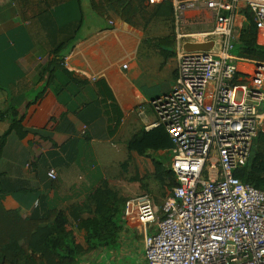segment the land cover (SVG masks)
Wrapping results in <instances>:
<instances>
[{"label":"crops","instance_id":"1","mask_svg":"<svg viewBox=\"0 0 264 264\" xmlns=\"http://www.w3.org/2000/svg\"><path fill=\"white\" fill-rule=\"evenodd\" d=\"M50 3L0 0V175L10 187L7 205L24 217L49 209L70 216L105 181L130 198L150 195L131 180L137 174L144 179L152 159L130 153L128 143L138 132L159 128L152 101L171 93L178 79L172 5L146 2L153 18L141 31L114 6L102 16L90 0ZM216 24L213 13L201 6L187 14L184 31L209 33ZM257 42L264 44L258 34ZM234 58L241 76L254 73L255 63ZM128 162L136 174L123 175L122 183L105 169L121 167L127 174L129 168L122 166ZM53 168L59 173L56 184L48 177ZM122 227L116 247H100L82 264H147L146 240L155 225L123 217Z\"/></svg>","mask_w":264,"mask_h":264},{"label":"built area","instance_id":"2","mask_svg":"<svg viewBox=\"0 0 264 264\" xmlns=\"http://www.w3.org/2000/svg\"><path fill=\"white\" fill-rule=\"evenodd\" d=\"M146 2L171 4L177 26L178 79L171 93L152 101L157 126L173 144L177 186L162 217L149 195L128 201L124 217L155 225L147 264H264V190L234 175L251 161L264 123V63L245 60L255 71L241 76L230 55L250 14L264 43V0ZM201 6L213 13L215 30L186 33L187 14ZM186 41L213 47L188 51ZM48 177L57 181L59 173L53 168Z\"/></svg>","mask_w":264,"mask_h":264},{"label":"trees","instance_id":"3","mask_svg":"<svg viewBox=\"0 0 264 264\" xmlns=\"http://www.w3.org/2000/svg\"><path fill=\"white\" fill-rule=\"evenodd\" d=\"M47 1L52 5L50 0ZM90 3L93 11L102 16L109 6L117 7L119 16L141 31L153 18L146 0H90ZM250 22L237 37L234 47L237 46L239 58L264 63V45L257 42V29L251 14ZM59 53L57 50L56 55ZM16 129L20 138L25 137L20 124ZM257 141L251 161L238 168L234 175L244 184L264 190V136L258 137ZM128 150L140 158L152 159V169L145 178L141 179L137 174L131 181L141 183L143 194H150L155 203V195L159 194L166 201L177 182L172 170L173 144L165 127L138 132L129 141ZM161 151L165 155H159ZM3 153L4 144H1L0 160ZM122 167L128 171L129 162ZM2 179L0 175V264H82L92 251L117 246L126 204L132 198L126 197L109 181L95 190L87 204L74 208L70 216L49 209L36 210L24 217L22 211L7 205V189L10 187ZM57 181L53 182L56 184ZM150 182L156 183L155 190L151 189Z\"/></svg>","mask_w":264,"mask_h":264},{"label":"rangeland","instance_id":"4","mask_svg":"<svg viewBox=\"0 0 264 264\" xmlns=\"http://www.w3.org/2000/svg\"><path fill=\"white\" fill-rule=\"evenodd\" d=\"M166 20V22L167 21H169V19H165ZM171 27H172V29L174 30V25L173 24H171ZM235 43V42H234ZM230 55L231 56H233V57H238V49H237V46H236V48L234 47L233 49H232V51L230 52ZM103 168H104V166H103ZM102 168V169H103ZM109 168V167H108ZM108 168H105L106 169V171L108 172V171H110V174H111V176L113 175L114 176V180L115 181H119V182H121L122 183V177H123V175H124V177H126V178H130L132 175H134V174H136L135 172V168H134V166L133 165H130V168H129V171H128V173L127 174H125L124 172H123V169L121 168V167H116L115 168V171H117L118 173H116L115 171H114V169H113V171L112 170H110V168H109V170H108ZM112 172V173H111ZM116 175V176H115ZM149 181H150V179H149ZM135 186H137V184H135ZM154 188V187H153ZM134 191H137L138 192V189L136 188V187H134V188H132ZM155 189H156V186H155ZM142 190V189H141ZM126 197H129L128 196V194H124ZM141 195V194H140ZM137 196H139V195H131V198L133 199V198H136ZM156 196V204H157V206H158V208H159V215H162L163 214V212H162V209H163V206H164V201H163V199L161 198V195L159 194V195H155Z\"/></svg>","mask_w":264,"mask_h":264},{"label":"water","instance_id":"5","mask_svg":"<svg viewBox=\"0 0 264 264\" xmlns=\"http://www.w3.org/2000/svg\"><path fill=\"white\" fill-rule=\"evenodd\" d=\"M213 47V42L206 44L189 43L186 45L188 51H208Z\"/></svg>","mask_w":264,"mask_h":264}]
</instances>
